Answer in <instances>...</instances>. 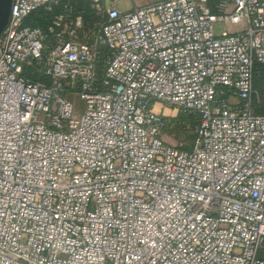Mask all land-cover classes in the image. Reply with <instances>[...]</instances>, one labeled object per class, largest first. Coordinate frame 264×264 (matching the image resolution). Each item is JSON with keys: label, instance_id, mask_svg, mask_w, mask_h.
<instances>
[{"label": "built area", "instance_id": "2783aa9c", "mask_svg": "<svg viewBox=\"0 0 264 264\" xmlns=\"http://www.w3.org/2000/svg\"><path fill=\"white\" fill-rule=\"evenodd\" d=\"M79 1L0 33V264H264V0Z\"/></svg>", "mask_w": 264, "mask_h": 264}, {"label": "rangeland", "instance_id": "374dc122", "mask_svg": "<svg viewBox=\"0 0 264 264\" xmlns=\"http://www.w3.org/2000/svg\"><path fill=\"white\" fill-rule=\"evenodd\" d=\"M153 1L154 0H120L118 3V7L121 10H127V9L133 8L135 5H145V4L152 3ZM156 1H160V0H156ZM101 5H103V2L101 3ZM92 12H93V20L89 22L88 24H85V27L87 29L92 28L93 26H98V20H97L96 14L93 10ZM35 15L44 16V15H40L39 10L35 13ZM220 31H221V28L219 26L215 28L216 33H220ZM256 96L258 97V93ZM74 105H75V110H76L75 115L76 116L81 115L84 109V102L80 100L79 97H76L74 99ZM158 109H159V106L158 108H156V110ZM181 112H182L181 110L176 112L174 111L173 108L172 109L166 108L164 110V115L169 116L168 117L169 120L178 119L182 115ZM193 129L194 127L190 124L181 123V126H176L175 124L170 123L164 129L163 137L165 141L168 142L169 144L182 147V148H189L192 143Z\"/></svg>", "mask_w": 264, "mask_h": 264}, {"label": "trees", "instance_id": "16d2710c", "mask_svg": "<svg viewBox=\"0 0 264 264\" xmlns=\"http://www.w3.org/2000/svg\"><path fill=\"white\" fill-rule=\"evenodd\" d=\"M65 0H61V2H63ZM70 3L76 7L79 10H83L84 11V21L85 24H88L89 22H91L93 20V12L89 7V4H85L79 0H70ZM38 11V10H37ZM33 12L31 15H29L26 19V25L32 26V27H39L41 29H45L49 23V19L51 17V15L49 13H47L45 10L43 9H39L40 15H44V16H37L35 15V13L37 12ZM42 12V13H41ZM260 70V67H258ZM40 79V75L35 74L33 77L34 81H38ZM253 82H254V87L258 93V97H254V101H253V109L257 114H262L264 115V90L262 88V81L260 78V73L259 71H257L254 74L253 77ZM181 116L178 119H167V125L166 127L171 123V124H175L176 126H181V123L183 124H190L194 127L198 125L199 123V117L197 114H193V113H187V112H181ZM194 129H193V137H192V141L194 139ZM188 149V148H185Z\"/></svg>", "mask_w": 264, "mask_h": 264}, {"label": "water", "instance_id": "95a60500", "mask_svg": "<svg viewBox=\"0 0 264 264\" xmlns=\"http://www.w3.org/2000/svg\"><path fill=\"white\" fill-rule=\"evenodd\" d=\"M13 0H0V33L7 23Z\"/></svg>", "mask_w": 264, "mask_h": 264}, {"label": "crops", "instance_id": "0c3cea01", "mask_svg": "<svg viewBox=\"0 0 264 264\" xmlns=\"http://www.w3.org/2000/svg\"><path fill=\"white\" fill-rule=\"evenodd\" d=\"M156 0H154L153 2H155Z\"/></svg>", "mask_w": 264, "mask_h": 264}, {"label": "bare ground", "instance_id": "6f19581e", "mask_svg": "<svg viewBox=\"0 0 264 264\" xmlns=\"http://www.w3.org/2000/svg\"><path fill=\"white\" fill-rule=\"evenodd\" d=\"M157 108V107H156Z\"/></svg>", "mask_w": 264, "mask_h": 264}]
</instances>
